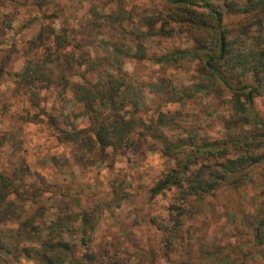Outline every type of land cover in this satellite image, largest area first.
Listing matches in <instances>:
<instances>
[{
	"label": "trees",
	"instance_id": "obj_1",
	"mask_svg": "<svg viewBox=\"0 0 264 264\" xmlns=\"http://www.w3.org/2000/svg\"><path fill=\"white\" fill-rule=\"evenodd\" d=\"M53 4V11L47 13L45 9ZM3 5L4 0H0V31L11 28L14 18L11 11H1ZM161 5L139 17L132 11L113 14L110 26L120 28L119 37L105 43L110 54L101 64L90 48L49 20L60 10L59 1L36 0L35 6L46 19L23 48L26 59L16 73L15 86L20 92L35 93L54 87L57 96L80 108L77 116H87L90 125L79 130L77 146L83 152L81 158L91 163L110 148L119 151L130 147L137 135L151 134L163 143L164 156L174 162L150 192L152 197L171 193V200L167 216H153L151 223L162 231V255L173 264L188 233L185 225L192 207L222 186L245 179L250 169L264 160V119L255 104L264 93V0H161ZM155 37H179L185 42L149 55L148 43ZM131 58L149 59L164 71L171 67L188 76V84L178 77L161 79L172 101L184 104L199 98V93L210 102L220 100L228 115L225 137L200 136L192 127L173 139L163 130L156 133L160 126L179 127L182 110L174 114L161 110L155 118L146 119V107L138 96L142 83L124 68ZM107 63L115 67L114 73L104 68ZM60 114L63 116V111ZM56 118L49 115V124L58 130L59 137L68 138L70 134L58 128ZM118 192L112 191L111 200L124 198ZM42 194V185L0 170V261L97 264L87 230L99 224L100 210L76 211L70 201H62L53 205L56 213L49 216L48 208L41 205ZM252 227L253 246L264 264V207L257 209ZM73 230L81 236L79 243L68 238ZM79 246V250L84 249L77 254ZM218 258L225 261L223 264H235L230 252ZM111 264L143 263L137 256L135 262L115 258Z\"/></svg>",
	"mask_w": 264,
	"mask_h": 264
},
{
	"label": "rangeland",
	"instance_id": "obj_2",
	"mask_svg": "<svg viewBox=\"0 0 264 264\" xmlns=\"http://www.w3.org/2000/svg\"><path fill=\"white\" fill-rule=\"evenodd\" d=\"M55 1H59L60 10L49 20L57 29L66 28L76 42L90 48L91 55L101 64L110 54L105 43L119 37L120 28L110 26L113 14L132 11L139 17L146 10L151 13L162 6L161 0ZM35 2L4 0L1 10L11 11L14 18L11 28L0 31V170H9L18 180L42 185L41 205L48 208L49 216L56 213L53 205L62 201H70L76 211L100 210L99 224L87 230L97 264H111L115 258L135 262L137 256L143 264H169L161 251L162 231L151 223L153 216H167L171 200V193L152 197L150 192L174 162L164 156L163 143L151 134L137 135L130 147L119 151L110 148L104 157L101 155L91 163L81 158L83 152L77 146L79 130L90 125L87 116H77L80 108L72 100L57 96L54 87L39 93L20 92L16 88V73L22 70L26 59L23 48L46 19ZM54 6L45 9L46 12L51 13ZM184 42L185 38L155 37L148 43V53L159 55L165 49L183 46ZM104 68L115 72L111 64ZM124 68L142 83L138 96L146 107L143 110L146 119L155 118L161 110H169L171 114L182 110L177 120L179 127L160 126L156 133L163 130L173 139L192 127L200 136L225 137L228 115L220 100L210 102V98L199 93V98L180 104L166 95L163 76L178 77L188 84L186 74L171 67L164 71L149 59L131 58ZM255 104L264 119V93L255 99ZM49 115L57 116L58 128L66 129L68 138L59 137L58 130L49 124ZM113 190L124 198L111 200ZM260 207H264V160L252 167L245 179L222 186L199 206L192 207L185 225L188 233L173 264H223L225 261L218 257L227 252L232 254L235 264H261L252 239V223ZM68 238L79 243L81 236L73 230ZM83 249L77 250V254Z\"/></svg>",
	"mask_w": 264,
	"mask_h": 264
}]
</instances>
